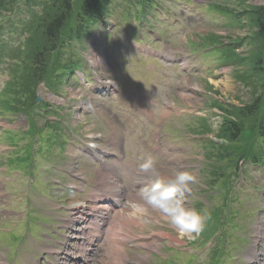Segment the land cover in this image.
Returning <instances> with one entry per match:
<instances>
[{
    "label": "rangeland",
    "instance_id": "1",
    "mask_svg": "<svg viewBox=\"0 0 264 264\" xmlns=\"http://www.w3.org/2000/svg\"><path fill=\"white\" fill-rule=\"evenodd\" d=\"M71 1L74 9L85 3V0ZM127 1L114 0L109 7L107 19L108 22L113 20L114 24L109 25L112 33L107 43L105 26H92L91 30L83 32L87 34L80 40L81 71H75L72 77L62 75L63 67L80 61L73 47L66 51L59 49L58 54L48 51L44 61L46 76L42 81L30 76L32 55L43 46L39 38L40 23L36 20L32 24V19L24 29L29 15L39 12L41 6L18 0L12 10L4 11L0 16V123H4L0 124V149L1 152L8 151L0 152V228H10L15 217H22L24 204H27L32 218L18 219L23 227L18 239L25 243V238L30 235L26 229L34 225L35 220L42 227V236L55 239L51 230L56 223L42 222L39 217L46 214L51 218L52 202L55 195L59 196L53 188L55 185H50L54 176L61 185L67 181V177L57 174L54 167L77 165L67 156L72 150L69 143L76 142L75 136L101 134L113 149L125 159L136 162L137 166L152 156L165 177H172L176 170L191 172L195 181L190 182L191 191L183 198L185 206L210 215L212 236L205 241L208 234L204 233L211 230L210 219L199 236L190 240L196 233L181 234L164 213L144 205L146 211L143 213L135 211L122 215L121 220L128 218L121 222L130 220L125 230L132 237L123 248L124 260L118 262L119 254L115 259L109 244L104 243L93 264H243L254 231L264 234V165L252 166L241 159L249 154L258 155L264 149V138L257 137L259 131L252 128L253 118L247 117L241 135L227 144V158L217 161L218 148H212V142L205 146L204 142L213 139L218 132L215 120L219 119L221 104L242 108L259 95L256 87L264 85L262 76L253 79L252 70L253 59L264 62V39L254 40L253 47L246 46L244 37L248 33L253 35L255 16L250 18L246 13L241 14L244 10L253 11L264 2L158 0L164 17L156 16L148 22L154 30L153 36L146 35L145 41H139L134 37L137 31L133 32L138 6ZM44 9L43 14L48 13L49 10ZM238 13L240 17L236 16ZM75 14L74 11L62 42L75 36L72 34L77 24ZM148 24L144 23L138 33H147ZM238 37L242 40H237ZM229 41L238 42L237 46L231 47L234 55L228 50ZM132 43L159 49L175 61L167 63L135 56ZM183 55L186 64L176 68V60H181ZM82 75L86 79H113L122 89L134 87L147 97L151 110L164 117L166 126L163 130L172 137L171 149L157 156L142 147L139 141L149 135L150 124L136 113L122 110L119 99L92 100L89 87L81 84ZM38 95L40 100L34 103V96ZM87 100L94 104L96 114L80 116L87 121L82 124L76 118L79 112L75 109ZM170 101L176 108L174 111L165 108ZM61 110L67 113L62 115ZM231 114L237 117L236 111ZM63 122L72 128L73 135L65 130ZM77 160L81 171L93 180L95 172L91 165L84 164L80 158ZM238 160L241 169L237 175L234 168ZM29 161L33 162L31 174L37 175L38 189L27 168ZM3 168L5 171L1 170ZM123 177L127 183L128 179ZM123 177L120 175V180L123 181ZM144 178L150 182L154 179ZM38 193L48 200L38 197ZM130 193L133 192L125 195L131 196ZM130 201L144 203L139 197ZM7 238L9 234L0 230V258L6 259V246L13 247ZM37 248L30 253L28 250L22 252L15 258L17 264H28V257Z\"/></svg>",
    "mask_w": 264,
    "mask_h": 264
},
{
    "label": "trees",
    "instance_id": "2",
    "mask_svg": "<svg viewBox=\"0 0 264 264\" xmlns=\"http://www.w3.org/2000/svg\"><path fill=\"white\" fill-rule=\"evenodd\" d=\"M11 1L12 0H0V8L5 3ZM109 3L110 0H85L83 5L74 9L71 0H51L50 6H46L44 9V11L48 9V13L43 14L44 12L42 11L41 15L32 22L33 24L38 20L40 23L39 38L42 40L43 46L41 50L32 55V72L30 76L37 80L46 76L44 66L45 55L48 51H56L61 44L68 28V22L74 16V11L76 12L75 18L77 21V26L74 30L76 34H79L83 30L82 26L86 21L98 16L101 17L107 12ZM54 9H56V12ZM243 13H246L250 18L253 17V15L255 16L253 22L255 30L253 31V35L248 34V37L246 38L247 45L253 47L254 45H252V43L254 40L264 39V5L254 8L253 11L251 9L247 11L244 10ZM251 20L253 21V19ZM252 62V70L254 72L253 79L262 76L264 82V62L258 59H253ZM256 88L259 89V95H257L251 102L245 103L242 108L228 106L233 110L229 113L231 114L236 111L237 117L234 116V120L226 119V121H223L219 136H222L231 142L237 140L242 129L245 127V120L247 117L253 118L252 128L257 129L259 133L264 136V85ZM224 110L227 111L226 109ZM221 148L222 150H225V147L222 146ZM222 156L223 155L220 154L219 158Z\"/></svg>",
    "mask_w": 264,
    "mask_h": 264
},
{
    "label": "clouds",
    "instance_id": "3",
    "mask_svg": "<svg viewBox=\"0 0 264 264\" xmlns=\"http://www.w3.org/2000/svg\"><path fill=\"white\" fill-rule=\"evenodd\" d=\"M137 168L141 174L154 179L139 190L138 196L144 203L133 202L134 210L143 213L146 211L144 205L151 206L169 217L181 234H199L210 215L186 207L183 199L191 191L189 184L195 181L194 175L187 170H176L172 177H165L152 156L143 159Z\"/></svg>",
    "mask_w": 264,
    "mask_h": 264
},
{
    "label": "bare ground",
    "instance_id": "4",
    "mask_svg": "<svg viewBox=\"0 0 264 264\" xmlns=\"http://www.w3.org/2000/svg\"><path fill=\"white\" fill-rule=\"evenodd\" d=\"M132 197H133L134 199H137V197H139V196H138V194L133 193ZM124 218H128V217H124ZM128 222H129V219L127 220V223H128ZM121 224H123V223H121Z\"/></svg>",
    "mask_w": 264,
    "mask_h": 264
}]
</instances>
